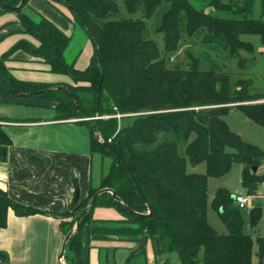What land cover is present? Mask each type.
I'll return each instance as SVG.
<instances>
[{"label": "trees", "instance_id": "obj_1", "mask_svg": "<svg viewBox=\"0 0 264 264\" xmlns=\"http://www.w3.org/2000/svg\"><path fill=\"white\" fill-rule=\"evenodd\" d=\"M45 1L59 10L66 8L70 19L82 27L94 47L89 65L78 69L68 63L65 54L70 37L47 18L36 20L25 12L29 0L22 8H17L21 0H0V15L14 13L23 33L32 38L20 39L0 55V100L53 101L58 119H76L81 114L95 130L91 133L92 154L111 160L101 184L91 186L84 201L75 199L65 213L53 214L65 237L101 189L113 190L125 205L142 214L129 212L109 192L101 194L69 240L66 263L75 264L80 258L87 227L88 246L93 240L140 243L147 235L157 238L162 253L176 256L179 264H254L255 255L258 264H264V236L258 233L263 210L259 205L246 212L222 188L212 206L229 234L217 233L207 216L210 178H221L234 164H241L242 184L250 196L259 195L264 179V152L242 140L225 120L232 108H238L264 127V91H253L251 78L233 83V73L211 60L213 53L225 55L238 60L242 71L247 70L241 52L251 54L255 49L243 37L258 36L264 44V19L252 17L254 0H203L199 6L193 0ZM148 20L154 21L155 33L162 36L163 51L149 36ZM184 35L200 36L209 56L204 61L189 53L187 67L171 68L162 54L177 52ZM18 51L41 59L50 72L67 76L69 81L56 86L16 78L7 62ZM128 117L133 122L119 127V121ZM1 122L6 120L0 117V160H4L12 141ZM107 142L130 167L151 213ZM202 163L206 164L205 174L189 172L188 165ZM98 207L115 210L120 219H94ZM10 209L19 216L48 214L15 203L0 189V228L7 227ZM147 245L132 257L146 253ZM102 250L99 248L100 254ZM106 251L105 264H116L110 249ZM0 258L9 264L5 254L0 252Z\"/></svg>", "mask_w": 264, "mask_h": 264}, {"label": "crops", "instance_id": "obj_2", "mask_svg": "<svg viewBox=\"0 0 264 264\" xmlns=\"http://www.w3.org/2000/svg\"><path fill=\"white\" fill-rule=\"evenodd\" d=\"M33 2L34 0H29L28 7L35 12L37 9ZM263 4L261 3V16L264 15ZM44 11L48 13L49 18L42 12L41 17L47 18L60 28L70 37L71 43L75 30L71 23L73 20L71 21L67 14H65L67 18L60 17L48 8ZM0 19L2 55L18 42L20 40L18 38L24 33L22 25L16 22L17 17L14 13L3 15ZM7 23L11 24L4 26ZM13 34L16 35L12 36ZM249 39L246 41L251 42ZM251 43L255 49L253 53H249L250 60H253L252 64L247 70L239 69L240 71L234 75L256 77L260 74L255 69L260 62H264V44L260 40ZM7 65L21 80L53 82L56 86L69 81L67 76L64 78L61 77L64 75L50 72L48 64L24 51L16 52ZM40 73H44L48 78L43 80L36 78L35 76ZM0 103L3 104L0 105V117L6 120L5 131L12 141L6 158L0 160V189L7 192L17 204L48 212L19 216L10 209L7 227L0 228V252L7 256L9 264H61L59 254L65 236L60 220L53 214H63L70 208L76 199L77 189L82 202L88 197L91 186L98 187L101 184L104 160L100 154L91 152L89 122L82 120L81 117L56 118V102L3 97ZM102 209L105 211L98 208L101 214H109L112 218L98 216L95 211V219H120L115 210ZM84 236L88 249L98 248L96 243L102 241L93 240L91 246H88L87 232ZM157 243L158 249L161 250L159 240ZM148 253L150 254V251L147 255ZM99 256L102 263L100 253ZM81 257L75 264H80ZM63 264H67L65 259Z\"/></svg>", "mask_w": 264, "mask_h": 264}, {"label": "rangeland", "instance_id": "obj_3", "mask_svg": "<svg viewBox=\"0 0 264 264\" xmlns=\"http://www.w3.org/2000/svg\"><path fill=\"white\" fill-rule=\"evenodd\" d=\"M193 1H195L199 6L201 4V1L203 0H193ZM226 1L227 0H224V2ZM33 3H34L33 6L37 9L36 10L37 12L36 11L34 12L28 6L24 9V11L30 14L36 20H39L41 18V15H40L41 12L44 15L46 14L45 15L46 17L49 16L48 13H44L45 12L44 10L47 8L50 9L51 12L57 13L60 17L65 18L66 17L65 14H67L68 16L70 15L66 8L62 7V9L59 10L53 7L52 5L46 3L44 0H34ZM261 3H264V0H254L252 17L255 19H260V18L264 19V15L261 16ZM263 9H264V4H263ZM207 12L209 11L207 10ZM3 15H11V13H6ZM3 15H0V17H2ZM135 16L140 17L141 14L139 15L137 14ZM0 22H1V19H0ZM71 23H72V27H75V30H74V35L72 36L70 47L68 51L66 52V59L69 63H73L76 68L85 69L89 65L90 59L94 52V47H93L92 42L90 41V39L84 32V30L82 29V27L74 21H72ZM147 25L149 29V36L155 41H157V43L159 44L160 48L163 51L162 36L157 35L155 33L154 21L148 20ZM15 35L16 34H13L12 36H15ZM20 36L21 37L18 39H21V38L31 39L26 34H22ZM243 39L244 40L249 39L253 43L260 40L258 36H244ZM11 41H14V40H11ZM189 53H192L194 56L206 61L207 57L209 56L208 46L203 43V40L200 36L189 37L187 35H184L177 52L172 53V54L163 53L162 56L165 59L169 67L172 68L175 66H180V67L185 68L188 66V62L190 60V58L188 57ZM249 55L250 54L248 52H245V51L241 52V57L244 60H246V62L244 61V65L248 67L250 65V63H248V61H250ZM211 57H212L211 60L213 62L219 63L225 71L233 73L232 75L233 83H235V81L240 78L241 79L251 78L253 79V82H254L252 90L253 91H256V90L264 91V73H261V72H264V62H260L255 69L257 72H260V74L257 75L256 77H249L245 75H241V76L236 75V74L234 75L235 72L240 71L239 70L240 68L238 67V60L229 59L225 55L218 57V55H216L215 53L211 54ZM23 73H28V72H23ZM15 77L18 78V76H15ZM35 77L42 78V80L48 78V76L45 75L44 73L43 74L40 73L39 75H36ZM61 77L67 78L65 76H61ZM27 81L44 83L40 81H31V80H27ZM45 83L49 85L55 84L53 82H49V83L45 82ZM0 105H3V104L0 103ZM133 119H134L133 117H128V118L120 120L119 127L128 126L129 124L133 122ZM225 120L228 123L230 129L236 134H238L242 138V140L258 147L260 150L264 152V127L263 126H260L254 123L253 121H251L250 119H248L246 115L238 108H232L229 111V113L225 116ZM110 164H111L110 159L107 158L104 160L103 176H105L108 173L110 169ZM263 167H264V164H263ZM188 169H189V172L205 174L206 164L202 163L196 167L188 165ZM243 169H244L243 165L234 164L230 172L226 174L225 176L221 178H210L209 179L208 212H207L208 222L210 226L220 235L229 234V230L224 224V222L222 221L219 213L213 209V206H212L213 199L216 193L218 192V190L222 188L229 190L233 194V196L247 195L246 190L244 189L243 184H242ZM257 205H259L263 210V217L258 227V233L264 236V191H262L261 189L259 191V196L253 199V204L251 208ZM98 208L95 209L98 216H103L104 218H112L109 214L107 215L101 214L102 212L99 211ZM248 209L250 208L245 209V211L247 212ZM100 210L105 211V209H102V208H100ZM93 216L95 219V214ZM69 220L70 219L68 218V219H65L64 221H69ZM67 229H68V226L67 227L65 226L64 230H67ZM73 229H75V225L72 227L71 230ZM86 232H87V227H85L84 229V235L86 234ZM82 241H83V248H82V253H81L82 257L80 256L82 260L81 262H79L80 264H101L100 256L98 253L99 248L103 249L101 253L102 264H105L107 262L106 255H105L107 253L106 251L107 249H110V254H111L110 256L112 257L113 255V261L114 263L116 262V264H179V261L176 256L174 257L166 256L161 253V250L158 249L157 238L149 239L146 243L148 244L147 249L148 251H150V254L148 253L147 255L148 251H146V253L142 255H137L135 257H132L133 254L135 252L141 251V246H140L141 242L139 243V242L128 241V240H123V239L122 240L121 239L102 240L96 243L99 246L98 248L95 247V248L88 249L85 243V236L83 237ZM131 257L132 259L131 261H129ZM150 260H151V263H150ZM111 264L113 263L111 262ZM254 264H258L256 255L254 256Z\"/></svg>", "mask_w": 264, "mask_h": 264}, {"label": "water", "instance_id": "obj_4", "mask_svg": "<svg viewBox=\"0 0 264 264\" xmlns=\"http://www.w3.org/2000/svg\"><path fill=\"white\" fill-rule=\"evenodd\" d=\"M24 2H25V0H21L20 4L17 6V8H22L23 5H24ZM100 89H101V85H100ZM80 117L82 118V120H86L87 122H89V119H84V118L81 116V114H80ZM96 119L98 120L99 118H96ZM88 124H89L90 130H91V133H95V130L93 129L92 125H91L90 123H88ZM96 137H97L98 141L101 142V139H100V137H99L98 134H96ZM102 143H103V142H102ZM106 145L110 148V150H112V151H113V152H114V153L120 158L121 162L126 166V169L129 171L130 175L132 176V178H133L134 181H135V184H136L137 190H138V192H139L141 198L145 201V203H146V205L148 206L149 211H150V213H151V212H152V209H151L150 205L148 204V202L146 201L145 196H144V194L142 193V190H141V188H140V186H139V184H138V181H137V179L135 178L134 174L132 173L130 167H129L128 164L126 163L125 159L123 158V156L118 152V150H117V149H116L111 143L107 142ZM255 171H257V168H255ZM106 192L111 193L112 196H113V198H114L116 201H118L119 203H121V204H122V205H123V206H124L129 212L134 213V214H136V215H138V216H141V215H142V214L137 213V212H135L134 210H132L129 206L125 205V204L122 202V200L117 196V194H116L113 190H111V189H107V188L99 190V191H98V192L92 197V199L90 200V202H89V204L87 205V207H86V208L81 212V214L79 215V217H78V219H77V221H76V224H75V229L71 230V231L66 235V237L64 238L63 245H62V249H61V252H60V254H59V261H60L61 264H63V259H64V257H65V253H66V249H67V244H68L69 240H70L74 235L77 234V232H78V228H79V224H80L81 220L83 219V217H84L86 214H88V213L93 209V207H94V205H95L96 200L98 199V197H99L101 194L106 193ZM79 197H80V192H79V190L77 189V192H76V200H78ZM233 199H235V196H233ZM150 213H149V214H150ZM147 240H148V236H147V235H145V236L142 237V241H141V244H140V246H141V250H143V249L145 248ZM136 253H138V252H135L133 255H135ZM0 261H1L2 264H6V263L4 262V260H2L1 258H0Z\"/></svg>", "mask_w": 264, "mask_h": 264}, {"label": "built area", "instance_id": "obj_5", "mask_svg": "<svg viewBox=\"0 0 264 264\" xmlns=\"http://www.w3.org/2000/svg\"><path fill=\"white\" fill-rule=\"evenodd\" d=\"M121 115H118V118H120ZM100 118V117H97ZM1 124L5 125V122H1ZM262 175L264 177V168L262 169ZM260 189L264 191V179L260 184ZM259 196V195H258ZM258 196H250V195H236L235 196V202L241 209H247L251 208L253 204V199Z\"/></svg>", "mask_w": 264, "mask_h": 264}]
</instances>
